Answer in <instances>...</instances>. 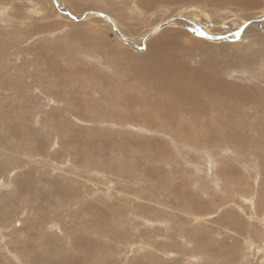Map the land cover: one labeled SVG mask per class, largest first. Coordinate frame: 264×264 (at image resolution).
Returning <instances> with one entry per match:
<instances>
[{
	"label": "rangeland",
	"instance_id": "rangeland-1",
	"mask_svg": "<svg viewBox=\"0 0 264 264\" xmlns=\"http://www.w3.org/2000/svg\"><path fill=\"white\" fill-rule=\"evenodd\" d=\"M246 1L0 0V264H264V111L242 110L247 146L194 143L135 72L163 32L190 70L264 51V0ZM204 117L190 130L232 129ZM183 226L209 239L203 256Z\"/></svg>",
	"mask_w": 264,
	"mask_h": 264
},
{
	"label": "bare ground",
	"instance_id": "bare-ground-1",
	"mask_svg": "<svg viewBox=\"0 0 264 264\" xmlns=\"http://www.w3.org/2000/svg\"><path fill=\"white\" fill-rule=\"evenodd\" d=\"M170 1H175V0H154V2H161V3L170 2ZM194 1H195L194 3H196V1L201 2V0H194ZM225 1L226 3H232V4H235L236 6L247 5V7L249 8L250 7L252 8L254 5H256L255 4L256 1L255 2H248L246 0H225ZM179 33L178 32H175V33L163 32L158 37L152 39L148 43V45L154 47L155 49L154 51L150 52V55H148L147 58L145 57L147 60L146 62H141V60L139 59L136 60L137 61V70L135 71L136 75L141 77L143 80L149 81L152 83L157 82V84H159V81H161V84L159 85L163 86L162 90H165L166 92H168V94H170V98H169L170 100L168 103H169V106L171 107L172 113L175 115V117H177L178 115L179 116L183 115V119H186L180 122L182 123L181 125L184 126L182 128L186 129V133L184 134V136L187 137L188 134H191L193 136L194 143L195 142L204 143L206 146L209 145L213 147L228 146L233 151L236 150L238 145H240L241 143H244L245 146H247L249 143H247L245 139H242L243 141H240L239 139H237L238 133L239 131H241L240 125L243 123V120H242L243 111L242 110L245 109V107L246 109L247 108L253 109L252 107H255V108L258 107L257 113L260 111V109L264 111V91L259 88L257 90H254L249 86L246 87V86H240V85H230V84L226 85L223 83L221 84L219 81H220V78L222 77H226V78L230 77V79L237 78L243 82H249L250 84H256V82L261 83L259 81V78L262 76V73H264V51L260 50L257 55H255L257 52H253L252 54L247 53L245 56H240L236 60H234L233 63L229 62L230 64H227L225 68H221L217 66L215 67L213 66L203 67L202 66L203 67L202 69H206V70H203V71L201 69L200 70H193V69L190 70L188 68V65L185 63V61L183 62L182 59H179V57L168 58L167 52L163 48V45L168 40H171L174 37V35L177 36V34ZM205 34L207 35V32ZM200 42L201 41L199 40L197 43H200ZM201 45L204 46L202 42H201ZM108 53L109 52H107V55ZM109 54H111V52ZM254 60H256L258 65L262 67V70H263L262 73L254 69L255 67L252 66V63ZM82 75H83V72H82ZM262 81L264 82V79ZM211 114L214 117L221 115L220 121L232 127V129H228L227 131H225L222 128L221 130L222 135H221L219 131L218 132L213 131L212 128L209 127L210 122H205L204 124L201 123L200 127L197 129L198 130L197 132L190 130L193 128L192 122L194 120H196L197 122L200 117L209 116ZM205 118L206 117H204V119ZM166 124L171 126L173 123L171 120H169V121H166ZM261 130L262 132H264V128H261ZM188 131H191V133H188ZM224 165L222 164V167L220 168L221 174H220V170L218 172L221 176L226 175L222 172V168L224 167ZM164 188L169 189L168 185H165ZM242 198L244 199L245 197H242ZM177 200H178L177 205L183 210V214L186 219L191 218V220H195L198 222L204 221L202 216L195 215L197 214L196 209L188 208L187 204L184 205L183 204L184 202L183 203L179 202L181 201L179 198H177ZM244 200L246 202L247 198ZM231 203L234 205V202H231ZM237 205L240 206V204H237ZM164 222H167V221H164ZM253 223H254V220H253ZM226 224L228 225L231 223H226ZM243 224L245 225V223ZM181 227L179 228V230H181V232L185 234L186 233V229L184 230L185 226H183V229ZM189 230L190 231L186 233V239L187 240L189 239V242H192L193 240L197 244L194 254L203 256L202 253L208 250L206 244L204 243L206 242L209 245V239H206L204 233L202 232H197L195 229H191V228ZM258 230L260 232V229ZM205 233L208 236L210 234L206 230H205ZM261 233L264 235L263 230H261ZM216 234L221 235L218 233ZM196 239H198L199 242H201V244H199L198 241L196 242L195 241ZM247 242L249 243L251 247L253 245L254 246L256 245L255 242L253 241L248 240ZM261 242L264 243V240L263 241L261 240ZM84 249L87 250V252H84L85 255L86 253L91 251L87 249V246ZM137 249H139L138 246L134 247L132 251H137ZM85 255L83 254L84 257ZM236 258L234 260H236ZM213 259H214V264H232V261L228 256L227 257L218 256L217 259L216 258H213Z\"/></svg>",
	"mask_w": 264,
	"mask_h": 264
}]
</instances>
